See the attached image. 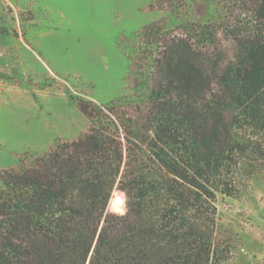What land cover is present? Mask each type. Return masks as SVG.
I'll use <instances>...</instances> for the list:
<instances>
[{
    "label": "trees",
    "instance_id": "1",
    "mask_svg": "<svg viewBox=\"0 0 264 264\" xmlns=\"http://www.w3.org/2000/svg\"><path fill=\"white\" fill-rule=\"evenodd\" d=\"M257 12L264 21V5ZM233 35L234 56L210 71L205 108L191 100L197 82L154 81L144 147L124 149L113 106L79 99L94 120L87 134L2 172L0 264H217L228 255L214 240L216 196L237 193L242 167L264 170V24ZM116 183L124 214L107 211Z\"/></svg>",
    "mask_w": 264,
    "mask_h": 264
},
{
    "label": "rangeland",
    "instance_id": "2",
    "mask_svg": "<svg viewBox=\"0 0 264 264\" xmlns=\"http://www.w3.org/2000/svg\"><path fill=\"white\" fill-rule=\"evenodd\" d=\"M264 0H0V176L33 167L57 145L88 133L78 100L113 106L120 139L144 147L157 78L174 77L207 106L213 67L236 51L234 35ZM259 6V7H258ZM126 139L134 145H127ZM238 191L217 194V264H264V170L242 167ZM115 184L107 211L125 213ZM120 197L121 210L116 209ZM225 256V257H224Z\"/></svg>",
    "mask_w": 264,
    "mask_h": 264
}]
</instances>
